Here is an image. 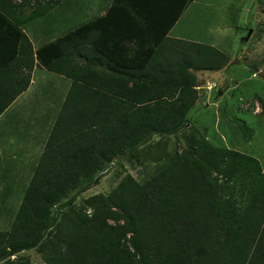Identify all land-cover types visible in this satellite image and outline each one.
Returning a JSON list of instances; mask_svg holds the SVG:
<instances>
[{
    "label": "trees",
    "instance_id": "trees-1",
    "mask_svg": "<svg viewBox=\"0 0 264 264\" xmlns=\"http://www.w3.org/2000/svg\"><path fill=\"white\" fill-rule=\"evenodd\" d=\"M43 1L35 6L30 0H0V114L26 89L38 63L72 79L61 112L67 127L58 146H48L42 156L10 228L0 229V264H33L22 255L32 249L45 264H250L251 245L264 242L261 164L210 144L201 132L189 135L146 182L127 173L109 194L89 197L83 207L75 203L120 157L166 158L150 151L152 140L185 126L198 100L197 73L230 61L211 44L168 36L193 0H115L114 5L132 6L137 22L110 29L106 14L35 51L24 26L57 2ZM97 33L115 38L114 51H120L116 39L127 40L124 49L144 57L118 75L91 74L87 64ZM76 49L84 63L75 58ZM51 148L80 153L85 169L50 168L44 160ZM90 163L92 170L85 166ZM245 179L247 202L238 206L233 183Z\"/></svg>",
    "mask_w": 264,
    "mask_h": 264
},
{
    "label": "rangeland",
    "instance_id": "rangeland-1",
    "mask_svg": "<svg viewBox=\"0 0 264 264\" xmlns=\"http://www.w3.org/2000/svg\"><path fill=\"white\" fill-rule=\"evenodd\" d=\"M16 1L19 3L21 0ZM58 1L66 6L53 2L57 9L61 7L59 11L56 10L57 16L63 13L64 9L69 10L70 6L78 5V2L91 3V0ZM30 2L36 6L37 3L43 5L45 1ZM48 13L24 27L37 47L45 39L44 32H47L49 16L53 12L49 9ZM68 14L71 19L67 20L55 36L69 32L79 22L91 18V14L86 11L77 12L75 16L69 11ZM184 15L185 20H182L180 26L181 30L186 31L184 34L190 32L195 40L198 38L202 43L216 45L215 47L232 56V60L218 70H203L197 73L198 100L189 110L185 126L176 134L156 136L152 140L154 144L150 151L167 156L166 158L139 162L129 160L127 156L120 157L98 183L77 194V206L84 205L89 197L109 194L127 173L132 174L141 183L146 182L159 168L170 162L187 144V137L197 131L204 134L212 145L237 150L257 158L264 176V0H195ZM256 71L260 73L255 74ZM64 79L69 81L67 77ZM3 119L5 117L0 120V130L3 129L7 136L0 140V144L5 147L3 159L10 160L12 144L16 142L14 138L18 135L14 133L18 131L14 130L10 123H4ZM246 180L233 183L237 187L234 197L238 206H244L247 202ZM220 181L225 182V179L220 178ZM5 183L0 182L2 230L10 228L29 181L18 182L17 185H20L12 188H3ZM10 184L13 186L16 182L10 181ZM67 209L68 207L61 210ZM53 211H58V208L54 207ZM87 211L91 214L93 209L88 207ZM22 255H28L33 264H45L39 250L32 249Z\"/></svg>",
    "mask_w": 264,
    "mask_h": 264
},
{
    "label": "crops",
    "instance_id": "crops-1",
    "mask_svg": "<svg viewBox=\"0 0 264 264\" xmlns=\"http://www.w3.org/2000/svg\"><path fill=\"white\" fill-rule=\"evenodd\" d=\"M194 1L195 0H193L192 2ZM192 2L190 3V5L192 4ZM114 3L115 0H91L90 4L82 3L81 1L78 2V5L70 6L69 10L68 8L64 9L63 13H59L58 16L56 15V10L59 11L61 7L57 9V7L53 6L50 9L53 14L49 16L50 19L47 23V32H44L43 39H45L41 45L54 41L67 33L64 32L63 34H57L55 36V33H57V31L61 29L63 25L65 26L67 20L71 19V15L68 14V11L71 12L73 16H75L77 12L83 13V11L88 12L89 15L91 14L90 19L79 22L73 28V30H75L79 25L85 22L95 21L96 19L105 16L106 14L108 18L106 19V24L108 26H112L110 29H112L114 25L128 23L129 20L131 22H137V16L134 17L133 15H131L132 6L130 9L127 4L117 3L116 5H114ZM55 4H63V6H66V4L61 3L58 0ZM110 8H113L112 13H109ZM186 10L169 30L168 36L201 42V40H199L198 38L197 40H195L193 34L190 32L184 34V32L186 31L181 30L180 28ZM35 20H32L27 25L29 26V24L33 23ZM125 25L127 24H122V27H124ZM26 34L31 40L33 48L36 51L41 45H39L38 47L35 46L33 39L27 32ZM114 40L115 38H100L98 33L93 34V36L91 37L92 47L90 49L91 63L87 64V67L92 72L91 74L96 75L98 73H101L108 76L118 75L121 74L119 70L125 71L127 67L131 65L130 62L142 60V58L144 57L143 53H137L136 51H129L124 49L125 45H130V42L127 40L116 39V44H120V51H114L112 46L114 44ZM95 41L96 44L94 43ZM109 42H111L110 48L106 46V44H108ZM228 56L232 60V56ZM75 58H79L80 60H82V62L84 61V58L81 59V57L79 56V51L77 49L75 50ZM25 72H27V69L24 68L23 73ZM30 73V81L26 89L23 90L12 101L8 108L0 114V120L5 117V119H3V122L10 123L12 125V128L18 131L14 133L18 135L15 136L16 138H14V141L16 142L12 144L13 148L10 153V160L3 159L5 147L3 144H0V158H2V160L0 161L2 162L0 164V182H6L3 185V188H12L14 186H19L20 184L17 185V183L21 181L25 182L28 180L30 182L35 169L42 159V156L44 155L46 149H48V146L56 148L58 146V143H60L59 141H61V139H59V135L67 127V123L61 117V112L64 101L72 84V79L60 73L48 70L45 66L38 63L34 65ZM259 73L256 71L255 74ZM64 77H67L69 81H65ZM6 136L7 134L3 131V129H1L0 140H4ZM50 141L53 142L51 143V145H49ZM72 150L51 148V152L49 151V153L45 155L44 162L48 163V166L53 169H61L62 167L63 169H68L71 171H80L82 169H85L83 168V165L85 163H83L81 160V154H77L76 151ZM64 157H68V159L64 160ZM88 165H85L87 167L86 169L92 170V164L90 163ZM54 166H57L59 168ZM10 181H14L16 182V184L12 186L10 184ZM249 257L250 264H264V242L259 243L258 241L257 243V240H255L253 245H251ZM221 263L222 261L214 262V264ZM245 264H247V261L245 262Z\"/></svg>",
    "mask_w": 264,
    "mask_h": 264
},
{
    "label": "water",
    "instance_id": "water-1",
    "mask_svg": "<svg viewBox=\"0 0 264 264\" xmlns=\"http://www.w3.org/2000/svg\"><path fill=\"white\" fill-rule=\"evenodd\" d=\"M251 32V31H250ZM250 34V33H249Z\"/></svg>",
    "mask_w": 264,
    "mask_h": 264
}]
</instances>
